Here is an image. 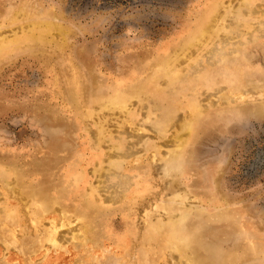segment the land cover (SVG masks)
Returning a JSON list of instances; mask_svg holds the SVG:
<instances>
[{
	"label": "rangeland",
	"instance_id": "rangeland-1",
	"mask_svg": "<svg viewBox=\"0 0 264 264\" xmlns=\"http://www.w3.org/2000/svg\"><path fill=\"white\" fill-rule=\"evenodd\" d=\"M13 1L24 6H33L43 17L60 22L59 24L70 32L69 37L64 40L59 30H53V33L46 34L47 40L36 43L33 52L27 54L14 51L0 59V161H4L5 167L18 169L13 173L0 171V221L5 220L12 224L18 239L25 243L26 250L30 249L27 247L28 243L34 238H37L41 244L33 252L21 251L0 236V264H29L30 261L37 262L36 264L45 262V264H133L143 248L150 249L149 253L154 254L156 264H172L175 260L168 254L170 248L160 240H154V245L147 241L149 225L147 226L146 222L149 224L154 221L153 210L147 207L148 211L142 210L138 213L137 207L141 206L133 201L135 195H144V193L146 195L152 191L162 190L165 182L158 178L162 169L158 171V175L157 171L153 170L156 172L153 174L147 165L149 161L145 158L151 155V151L157 146L163 152L171 149L173 145L167 143L165 145L163 142L175 140V134L181 126L172 123L168 126L165 139H161V133H157L153 128L156 117L147 120L150 112L140 106L138 98L133 99L132 101L136 103L130 102V107L127 109L101 107L99 102L92 101L95 94L99 95L94 85L99 86L102 91H110L111 94L115 87L128 88L130 91L129 85L141 79L148 82L150 87L159 86L169 98L174 100L173 94L170 93L171 89L164 80L166 77L159 71L151 72L148 67L169 52L172 57L177 56L174 62L177 66L185 68L183 74H186L189 63L195 62V58L199 59L213 42L218 41L219 36L210 32L205 43H196L194 46L182 49L184 45L182 43L188 39V34L206 17L209 13L208 9L216 1ZM241 1L223 0V7L219 8L216 14L221 11L225 13L227 9L232 11V15L228 12V16L226 13L222 16L221 19H226L224 25H228L231 21L229 16L238 14L242 8L246 10L247 7L241 6ZM255 3L257 4L254 6L264 7V0ZM260 15V13L255 15L248 12L243 18L255 28L261 25L259 20L263 16ZM215 17L213 16V21L211 19L209 23L216 27L221 20L216 22ZM210 24L209 28H211ZM32 27L31 25L27 28V35L32 34ZM10 28L0 25V31ZM240 28L246 31L244 25ZM6 34L10 38L14 36L12 32ZM20 34L19 32L18 35ZM62 41L64 44L59 48L58 45ZM252 42L247 49V60L244 61L247 69L245 74L239 75L238 70L235 73L230 65L221 66L216 63L213 68L205 70L207 73L205 83L210 85L205 84L204 87L208 90L201 86L200 80H197L196 87L184 83V87L177 91L178 96L183 95L181 98L176 97L180 102L177 104L182 106L178 110V116L185 115L188 109L185 105L195 99H197L196 103L203 107L205 105L208 110L207 115L199 122L200 138L194 143L187 163L188 171L186 174L181 173L177 189L180 192L188 190L191 194L190 199L184 200L188 206L196 205L203 212H211L226 208L228 205L231 214L222 224L206 221L199 215L188 223L189 234H192V229L195 231L196 226L201 223L205 240L226 247L241 241L238 236L240 230L237 227L241 222L246 227V231L250 235L253 234L258 242L259 253H256L257 257L253 264H264V58H262L264 37ZM152 59L157 60L150 62ZM87 66L91 68L90 73L85 71ZM147 76L153 80L149 81ZM155 79H157L156 84ZM231 79L234 87L229 85ZM217 83L220 86L215 85ZM218 87L221 89L220 92H217ZM248 87H253L250 90L253 89L254 92L245 91V94L241 95L240 91ZM191 90L217 93L210 97L208 104L204 98L206 95L199 93L197 96L196 91L193 94ZM43 102L48 103L47 110L41 107ZM92 103L96 104L91 105ZM204 129H209L208 136L201 135ZM137 134H143L144 138H139L138 141L137 136H134ZM119 141L124 144L137 141L138 147H143L146 141H152L157 146L142 152L144 154L142 161L136 160L132 166L128 165L131 172H139L142 176H137L135 184L126 193L125 201L114 205L103 204L105 208H97L88 204L91 202L87 201L88 197L92 194L89 191L93 182L95 187L113 182L109 180L105 183L108 176L106 174L110 172L111 162L119 159L117 156H109L115 151L111 145L114 146ZM160 156L162 159L163 154ZM59 173L61 176L58 175ZM6 179L10 181L7 183ZM44 187L45 197L49 199L52 196L57 199L56 207L61 208V213L58 210L42 212L39 203L33 200L30 192L36 188L38 194L36 197L42 198ZM213 192L218 196L214 202L204 201L202 204L197 197L202 193L210 196ZM90 213L95 214L91 224L92 235L99 239L94 246L89 241L88 248L75 247L66 237H63L57 245L49 243L50 237L55 235L60 238V233L69 227L70 230L71 228L76 230L78 224L87 221L83 215ZM37 214L40 216L39 219ZM56 217H62L61 221L66 223L57 230L51 228L52 219ZM227 233L232 234L229 240ZM69 234L72 233L67 232L65 235L70 236ZM221 236L225 238L222 239Z\"/></svg>",
	"mask_w": 264,
	"mask_h": 264
},
{
	"label": "bare ground",
	"instance_id": "bare-ground-1",
	"mask_svg": "<svg viewBox=\"0 0 264 264\" xmlns=\"http://www.w3.org/2000/svg\"><path fill=\"white\" fill-rule=\"evenodd\" d=\"M215 1L216 2L212 3V6H210V9H208L209 13L206 14V17H204L200 21V23L198 22L199 25H196V27L193 28V30L188 34V39L182 43V44H184V45H182L183 46L182 49L189 48L192 45L194 46L196 43H200V42L205 43L206 40L209 38L210 32H214L217 34L216 36H219V38L217 39L218 41L213 42V44L201 56L202 58L201 57L199 59L195 58L194 59L195 62L189 63L188 67L186 68V69H188V72L186 74H183L185 68H181L175 64L174 61L177 58V56L172 57V55H170L169 52L166 53V55H164L162 58H160V60H158L157 62L151 63L152 65H150L149 67L147 66L148 69L151 70V72L155 73L156 71H159L161 73V75L166 77V79H164V80L166 82V85L171 89L170 93L173 94L172 97L174 96L173 97L174 100L169 98L168 95L164 93L163 89L161 90V88H159V86L150 87L148 85V82L142 81L141 79H139L138 81L132 82L129 85L130 91H128V88L115 87L111 94H110V91H102V89L99 88V86H96V84L94 85V87L96 89V93L99 91L98 92L99 95L95 94L93 96L92 101L93 102H99L101 107L108 108V106H113V107L126 108L127 109V107H130L129 103L134 102V104H135L136 102L132 101V100L138 98V102L140 103V106L147 108L150 112L147 115V117L149 118L147 120H153L156 117V119L154 120L156 122L153 125V128L156 130L157 133H161V135H160L161 139H165V133L168 129V126L171 125L172 123H174V124L176 123V124H179V126H181V129H179V130L177 129L178 131H177V134H175V137H176L175 140L170 139L169 142H168V140L163 142V144H165V145H166V143L169 145H173L171 149H168L165 152H163L160 149V147L157 146L156 144H154L152 141H146L144 143L143 147H138L137 145L139 143H136L137 141H135V142L133 141L130 144L129 143L124 144V143H122V141H119L114 146L111 145V147L115 148V151L111 152L109 154V156H111V157L117 156V158H119V159H115L114 161L111 162L112 166L109 168L110 172L106 174L108 176L106 178L105 183L108 182L109 180L110 181L113 180V182L111 184H105L104 186L98 185L97 187L94 186L95 184L93 182L92 187H91L92 189H91V191H89L92 194L89 195V197H88L89 200H87V201H91V202H88V204L95 205L97 208L104 207L103 204L114 205V204H119V203H122L123 201H125V198L127 196L126 193L135 184L137 176H142V174H139V172L138 173L131 172L130 169H128V165L132 166L136 160L142 161V158H144V154L142 152H146V150H148V148H150V147L157 146L158 148L155 147V149H153L151 151L152 154L151 155L148 154L149 156H147L145 159H147L149 161L148 162L149 164H147V165L149 166L150 170L157 171V175H158V171H160V169H162V171L159 172L158 178L165 182L163 185V188L160 191H157V192L152 191L146 195H145V193H144V195L143 194L135 195L133 203L135 202V204L138 206L140 204L141 207H137L138 213L139 212L141 213L142 210L146 211L147 207H148V209L153 210L152 214H154V221L152 220L153 222L149 223V224L146 222L147 226L149 225L148 226V232H147V235H148L147 241L150 242V244L154 245V243H153L154 240L155 241L160 240L161 242H163L165 244V246H167V248H170V252L168 254H169V256H171V258L173 260H175L174 262L172 261L173 262L172 264H253L255 258L257 257L256 253H259L257 250L258 249V245H257L258 242L252 236L253 234L250 235L246 231L247 230L246 227L241 222H240V224L237 225L238 229L240 230L239 234L238 233L237 234H238V236H240L239 238L241 239V241H239L238 243H233L232 245L226 246V247L224 245L223 246L218 245L219 246L218 247L216 243L205 240L203 238V235H202L203 226L201 225V223L199 226H196L195 231L192 229V231H193L192 234H189V232L187 231L189 229L188 223L191 220H195L194 218L198 217L199 215L202 218H205L206 221H212L213 223L214 222L215 223L221 222V224H222L223 221L228 219L231 214L229 213L228 205L226 206V208L223 207L221 209H216V210L211 211V212H208V211L203 212V211L199 210L198 207H196V205H191V206L189 205L188 206V205H186L187 203L184 202V200H186L188 198L190 199L191 194H189L188 190H186V191L184 190V191L180 192V190L177 189V186H179L178 184H179V180L181 178V173L186 174L188 171L187 170V163H188L189 158L192 154V149H193V146L195 145L194 143L197 140H199L198 138H200V136L198 134L199 130H200L199 122H200V120H202L205 117V115H207V112H208L206 106L204 105V107H203L201 104L196 103L197 99H195V100H192L190 103L188 102L185 105V107L188 108V109H186V114L184 113L185 115H179L178 116V114H179L178 110L180 107H182L181 105H178L180 103L178 98H181L183 95L178 96L177 91L181 87H184V85H185L184 83H188V86L191 84V86L196 87V85L198 84L197 80H200L202 82L201 86L204 89L208 90L207 87H204L205 84H208V83H205L207 81L206 80L207 79L206 78V75H207L206 71L213 68L216 65V63L221 64V66L222 65H230V68L235 73L238 70L239 75L246 72L247 69L245 67L244 61L247 60L246 59L248 56L247 49L249 48V45L251 44L252 41L264 37V7L262 8L260 5L254 6L257 4L255 2L259 1V0H242L243 2L241 1L240 4H241V6H244V8L247 7L246 10H242L243 9L242 8L241 9L242 11H241L239 9L240 11H238V14L233 15V17L229 16L231 21H229L228 25H226V24L224 25V21L226 19H221V18H222V16H224L225 13H226V15L228 12H230V14H231L232 11H228V9H227V12L222 13V11H221L217 15L216 12L218 11L219 8L223 7L224 2H223V0H215ZM236 4H238L237 1H236ZM248 12H250L251 14H255V15H259V13H260L261 14L260 17L263 16V18L262 19L260 18L261 20H259V23L261 24L260 26H255V28H252V26L248 23V21L245 20V18H243L245 16V14H248ZM213 16H216L215 17L216 22L221 20L220 24L218 25V23H217L216 27L214 25L211 26L212 24L209 23ZM28 19L31 21H28ZM212 21H213V19H212ZM242 21H243V23H242ZM59 23L54 21L51 18L46 19L45 17H43V15H41V12L39 10H37L36 8H34L31 5H29V6L25 5L24 6V5H21L19 3H15V1H13V0L0 1V25H1V27L2 26L3 27H5V26L11 27L10 29L0 31V59L3 58L4 56L8 55V54L14 53V51L24 52L27 54L30 52H33V50L35 49L36 43L39 41L47 40L46 34L48 32L53 33V30H59L63 35L61 37H64L62 39L66 40L70 30H68L66 27H63ZM209 24H210L211 28H209ZM13 25H16V26H13ZM31 25L33 26L32 27L33 32H32V34L27 35V32H28L27 28H29V26H31ZM242 25H244L246 27L245 28L246 31L241 30L240 26H242ZM214 27H215V29H213ZM7 32L14 33V36L11 38L8 37V35L6 34ZM19 32L21 33L20 35H18ZM63 41H62V43H60V45H58L59 48L64 44ZM47 42H50V41H47ZM180 43H181V41H180ZM39 51H41V50H39ZM255 51H256V49H255ZM49 52H51V51H49ZM59 54L61 55V52ZM253 54H252V56H253ZM18 55L20 56L19 53H18ZM258 55H259V53H258ZM262 58H264V57H262ZM42 59H43V57H42ZM155 60H157V59H155ZM155 60L152 59L150 62L155 61ZM7 62H9V60ZM21 62H24V61H21ZM59 62H61V61H59ZM240 62H242V63H240ZM258 65H259V63H258ZM87 68H85V71L90 73L91 68L89 66H87ZM150 79L151 78H149L148 80L150 81ZM213 79H214V77H213ZM218 79H220V78H218ZM263 79H264V76H263ZM151 80H153V79H151ZM154 81L156 84L157 79H155ZM232 82H233V80L231 79L229 81L230 87L231 86L234 87V84ZM65 83H64V85H65ZM209 85L210 84H208V86ZM215 85L220 86V84H218V83ZM86 86H87V84H86ZM202 87H200V89ZM218 88H217V92H220L221 89L220 88L218 89ZM251 88H253V87H250V88L248 87L245 90L242 88L243 90L240 91V93H242L241 95H243V93L245 94V91L246 92L251 91L250 90ZM197 89H199V88H197ZM206 90H204V91L191 90L192 92L191 91L190 92L194 94V92L196 91L197 96L199 95V93H201V95H206L204 98H205V100H207V103L209 104L210 97L212 95L215 96V94L217 92L211 94ZM252 91H253V89H252ZM176 97H178V98H176ZM177 102H178V104H177ZM198 102H199V99H198ZM93 104H96V103H92L91 105H93ZM5 106H7V105H5ZM41 107L47 110L49 105H48V103L43 102L41 104ZM51 107H52V104H51ZM202 107L206 108V109L204 110ZM2 110H3V108L1 107V111ZM80 110H82V109H80ZM54 112H56V111H54ZM77 112H78V110H77ZM131 117H133V116L131 115ZM152 117H153V119H151ZM176 117H178L177 121L174 122ZM128 119L130 120V118H128ZM75 127H76V125H75ZM100 128H102V127H100ZM90 129H91V127H90ZM140 129H141V127H140ZM208 130L204 129L202 131L201 135L202 136H204V135L208 136L209 135ZM130 133L132 134V132H130ZM74 136H76V135H74ZM134 136H137L138 141L140 139L144 138L143 134H137ZM55 143H57V142H55ZM58 143H61V142H58ZM60 145L62 146V144H60ZM123 145H124V147H123ZM63 147H64V143H63ZM167 148H169V147H166V149ZM160 154H163L162 159L160 158L161 157ZM62 155H64V154H62ZM3 156L5 157V155H3ZM67 157H69V156H67ZM6 159H8V157ZM3 162L4 161H0V166H2L0 171H2V172L7 171V172H12V173L15 172L16 170L18 171V169L15 170L11 166L5 167L6 165H4ZM26 163H28V162L26 161ZM23 164H24V162H23ZM104 166H106V165H104ZM57 172H58V170H57ZM97 172L99 173V171H97ZM101 173H103V172H101ZM154 173H156V172L153 171V174ZM60 174L61 173H59L58 175H60ZM9 181H10L9 179L5 180V182H7V183ZM11 183L12 182H10V185H11ZM72 184H73V182H72ZM3 185H4V183H3ZM197 185H198V183H197ZM45 187H44L45 192L43 190V192L41 193V194H43L42 198H41V196H39L38 198L36 197L38 195V194H36L37 193L36 188H34L30 192L31 196L33 197V200L35 199L34 201L39 203L40 209L42 212H48L50 210H53V211L58 210L61 213V208L56 207V204L58 202L57 199H55L52 196L49 199H47L45 197V194H46V188ZM50 188L47 190L48 192L50 191ZM24 192H25V190H24ZM61 192H63V191H61ZM103 192H105V193H103ZM203 192H205V191H203ZM197 197L199 198V201L202 204H204V201L214 202L218 199V196L214 192L211 193L210 196L209 195L206 196V195H204V193H202ZM94 202L96 204H94ZM160 208L163 210H160ZM26 213H27V211H26ZM91 213H92V211H91ZM91 213L83 215V217L87 221L84 224H78V227L76 228V230H73L74 228H71V230H70V227H69L66 230H64L63 232L60 231L61 236L58 234L60 236V238L53 235L52 237L49 238L50 239L49 243L51 245H57L60 242V240H63V237H66L70 243H74L75 247L81 246V247H87L88 248L87 244H89V241H91V243L94 246L95 242H97L99 239L97 238L98 239L97 240L92 235L93 227H91L92 226L91 224L93 223L92 219H93L95 214H91ZM150 214L151 213H148V215H150ZM37 216H38V214H37ZM39 217L40 216H38V219H39ZM61 219H62V217H56V218L52 219L53 222H51V220H50V222L52 223L51 228L57 230L60 226H63L64 224H66L63 222V220L61 221ZM145 219H144V221H145ZM163 221H164V223H163ZM200 221H202V220H200ZM159 222H161L162 224ZM30 223L32 224L31 221H30ZM69 223H71L70 220H69ZM143 223L145 224V222H143ZM231 228H232V226H231ZM231 228H230V230H231ZM56 232L58 233L59 231H56ZM67 232H71L72 234L71 235L69 234L70 236H66L65 234ZM130 233H132V231ZM224 234H222V235H224ZM230 234L231 233L226 234V236H228V238H227L228 240H229ZM140 235L141 234H139V236ZM0 236L2 238H4L7 243L10 242V244H13L15 247L19 248L21 251L25 250V251L29 252V250H30L31 252H33L35 250V248H39L41 246L40 241L37 238H34L28 243L27 247L30 249L26 250L25 249V243L24 242L22 243L18 239V236L16 235V232H15V228L12 227L11 223H9L5 220L0 221ZM223 237H222V239H223ZM66 238H65V240H67ZM106 241H107V239H106ZM107 243H109V242H107ZM161 244H159V245H161ZM155 246H157V245L155 244ZM42 249H45V248H42ZM142 250L143 251L138 253L139 254L138 258L134 261L133 264H156L155 258L153 257L154 254L149 253L150 249L143 248ZM171 250L174 251L175 253H173ZM166 251H168V249ZM210 254H214V255H210ZM215 255H217V256H215ZM71 258H72V256H71ZM76 260H77V258H76ZM0 261H1V259H0ZM30 262L31 263H29V264H36L37 263V262L35 263L33 261H30Z\"/></svg>",
	"mask_w": 264,
	"mask_h": 264
}]
</instances>
